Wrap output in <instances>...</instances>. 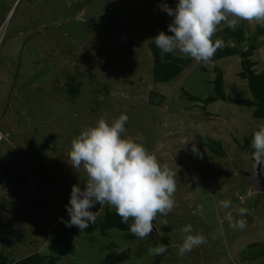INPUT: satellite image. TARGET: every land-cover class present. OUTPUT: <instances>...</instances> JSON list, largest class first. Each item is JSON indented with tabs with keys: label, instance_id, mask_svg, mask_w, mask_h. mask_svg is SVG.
<instances>
[{
	"label": "rangeland",
	"instance_id": "1",
	"mask_svg": "<svg viewBox=\"0 0 264 264\" xmlns=\"http://www.w3.org/2000/svg\"><path fill=\"white\" fill-rule=\"evenodd\" d=\"M164 3L177 4L0 0V264L35 253L57 257L56 264H264V190L253 193L246 175L253 171L252 134L264 119L254 118V107L207 103L214 94L211 67L178 51L172 54L189 58V68L168 83L154 82L150 44L161 31L172 35L165 32L172 17ZM252 34L256 45L264 39L259 29ZM224 57L226 93L252 97L240 56ZM70 81L73 94L65 89ZM121 114L129 118L125 134L176 172L175 206L167 216L157 215V232L144 239L64 223L72 186L83 189L87 180L83 167L76 171L70 164L71 141L99 118L111 122ZM183 137L195 141L199 154L192 142L183 146ZM224 199L232 201L227 210L217 207ZM239 207L248 210L245 216L236 213ZM91 210L94 224L116 213L108 204ZM229 211L247 227L231 228ZM187 224L207 242L180 256ZM158 243L168 250L150 255Z\"/></svg>",
	"mask_w": 264,
	"mask_h": 264
},
{
	"label": "clouds",
	"instance_id": "2",
	"mask_svg": "<svg viewBox=\"0 0 264 264\" xmlns=\"http://www.w3.org/2000/svg\"><path fill=\"white\" fill-rule=\"evenodd\" d=\"M161 8L172 17L168 24L172 35L159 32L153 39L156 47L162 54L178 51L205 65L223 47L222 39H213L222 24L235 30L238 22L247 21L264 28V0H178L175 8L167 3ZM128 119L126 114L111 122L101 117L71 141L70 164L76 171L83 167L87 180L83 189L79 185L72 186L65 205L70 217L64 221L67 227L76 226L84 231L96 222L97 214L91 210L94 205L108 204L122 223L132 221L129 230L133 235L144 239L152 233L157 215L167 216L174 208L176 172L167 163L161 164L142 143L125 134ZM190 142L192 152L199 154L195 141L187 137L181 139L183 146ZM251 148L254 169L264 167V123L253 131ZM231 205L230 199H224L217 207L227 210ZM247 212L244 207L236 209L240 217ZM225 218L233 229L247 227L245 219H235L230 211ZM161 224L167 221L162 220ZM181 232L184 236L178 248L180 256L207 242L202 233L193 234L191 224L183 226ZM167 250L166 245L158 243L148 252L161 255Z\"/></svg>",
	"mask_w": 264,
	"mask_h": 264
},
{
	"label": "trees",
	"instance_id": "3",
	"mask_svg": "<svg viewBox=\"0 0 264 264\" xmlns=\"http://www.w3.org/2000/svg\"><path fill=\"white\" fill-rule=\"evenodd\" d=\"M136 1L157 2L159 0H136ZM175 1L178 3V0ZM258 29L261 30V27H259ZM165 31H169V30L165 29ZM222 31L224 36L226 35L230 36V41L227 40L226 42H224L222 40L223 47L217 50L218 57L228 56L233 54H238L240 56L242 63V71L240 72V75L243 79L247 80V85L249 87L252 97L239 99L227 94L225 90L226 87L224 86L225 85L224 76L222 72H220V70L218 69L216 76L214 77L213 81H211V83H213L214 86V94L207 97L205 101L209 103L220 100V101H224L225 103H234L237 105L246 106L250 108L254 107L255 108L253 113L254 118L264 119V70L259 71L258 68L256 67L257 63L251 60V55L256 47L254 41L256 36L255 34H253L254 36H250L249 39L245 38L242 27L234 31L231 28L225 26ZM216 36L217 37H214V40L217 38L219 39L223 38V36L221 37L220 34L219 35L217 34ZM230 42H233V46L230 45ZM246 44H248V48L245 50L244 46ZM150 49L155 59L153 72H152L153 80L155 83L160 84V83L170 82L171 80L180 76L183 73L186 66H188V64L190 63V59L186 57L175 56L172 53L162 54L161 50L156 47L155 43L150 44ZM15 77H17L16 80L19 78L18 73L16 74ZM71 79L73 81L72 76ZM72 81H70V83L68 82V85L66 84V88H65L67 89L68 87L71 94L74 93V88H72L71 86ZM69 87H71L72 89H70ZM186 96L191 101L198 100V98H196L191 94H186ZM203 138L205 141H208V139H210L207 138L206 136H202V139ZM211 141L213 142L215 140L212 139ZM131 222L132 221L129 220L128 224L122 223L121 218L116 213L107 212V214H104V218L99 222V224H92L89 225V227L91 229H96V225H99L102 232H104L107 229H118L123 232H129L130 231L129 225L131 224ZM126 235L128 236L129 233H126ZM131 238H133V236H131ZM57 242H59L58 239L54 240L50 245V247L53 248ZM45 261L47 262V264H56L58 258L48 257L44 254L35 253L28 257L22 258L21 260H19L14 264H41L44 263ZM248 261L249 260L247 259L246 261H243V263ZM2 264H6V263L3 262Z\"/></svg>",
	"mask_w": 264,
	"mask_h": 264
},
{
	"label": "crops",
	"instance_id": "4",
	"mask_svg": "<svg viewBox=\"0 0 264 264\" xmlns=\"http://www.w3.org/2000/svg\"><path fill=\"white\" fill-rule=\"evenodd\" d=\"M165 32H169V31H165ZM222 32L223 31L220 30L216 34H218V35L220 34V36H223ZM249 35L254 36V35H252V33H249ZM257 40H258V44L256 45V47H255V49L251 55V60L257 63L256 67L258 68L259 71H263L264 70V39L260 38ZM247 46H248V44H247ZM216 54L218 55V53H216ZM213 60L216 61L217 63H219L218 66H219V69H221L223 76H224V74L226 75L225 72L227 70V66L224 67V64L227 63L226 58L224 56H221L219 58H213ZM213 60H211V61H213ZM207 65L211 67V69L208 68L209 70H211L209 72V74H211L213 77H215L218 69L215 68V71H213V69H212L213 65L211 63H208L206 65L203 64L202 66L208 67ZM187 68H189V67H186L185 69H187ZM211 81H213L212 77H211ZM224 81H225V87L227 88V86H229V85L226 84L225 76H224ZM220 103H222V102L220 101Z\"/></svg>",
	"mask_w": 264,
	"mask_h": 264
},
{
	"label": "water",
	"instance_id": "5",
	"mask_svg": "<svg viewBox=\"0 0 264 264\" xmlns=\"http://www.w3.org/2000/svg\"><path fill=\"white\" fill-rule=\"evenodd\" d=\"M249 183L251 184V190L253 193H260L264 190V177L262 175L261 166H257L255 169L253 167V171L251 174H246ZM157 232V229L153 227V231L151 234Z\"/></svg>",
	"mask_w": 264,
	"mask_h": 264
},
{
	"label": "built area",
	"instance_id": "6",
	"mask_svg": "<svg viewBox=\"0 0 264 264\" xmlns=\"http://www.w3.org/2000/svg\"><path fill=\"white\" fill-rule=\"evenodd\" d=\"M239 27L243 28V32H244V37L249 39L251 35H249V33H253L254 31H256L259 27L258 25L255 24H251L247 21H241ZM250 29V31H249ZM260 31L264 32V28H261ZM253 35V34H252ZM230 45L233 46V42H230ZM245 50L248 48L247 44L244 46Z\"/></svg>",
	"mask_w": 264,
	"mask_h": 264
},
{
	"label": "flooded vegetation",
	"instance_id": "7",
	"mask_svg": "<svg viewBox=\"0 0 264 264\" xmlns=\"http://www.w3.org/2000/svg\"><path fill=\"white\" fill-rule=\"evenodd\" d=\"M43 19V18H42Z\"/></svg>",
	"mask_w": 264,
	"mask_h": 264
}]
</instances>
